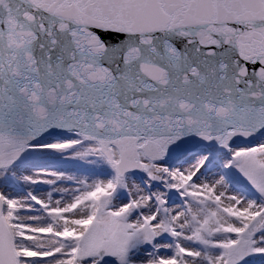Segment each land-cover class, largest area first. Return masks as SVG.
I'll use <instances>...</instances> for the list:
<instances>
[{
	"label": "snow or ice",
	"instance_id": "6c2138e0",
	"mask_svg": "<svg viewBox=\"0 0 264 264\" xmlns=\"http://www.w3.org/2000/svg\"><path fill=\"white\" fill-rule=\"evenodd\" d=\"M0 264H264V0H0Z\"/></svg>",
	"mask_w": 264,
	"mask_h": 264
}]
</instances>
